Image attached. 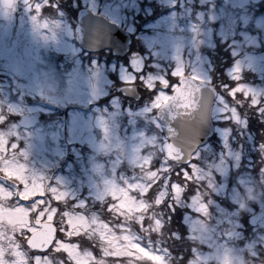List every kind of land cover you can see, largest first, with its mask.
<instances>
[{"label":"rangeland","instance_id":"374dc122","mask_svg":"<svg viewBox=\"0 0 264 264\" xmlns=\"http://www.w3.org/2000/svg\"><path fill=\"white\" fill-rule=\"evenodd\" d=\"M78 1L128 29L135 45L143 46L152 57L154 69L138 76L128 69L124 59L98 52L87 56L88 51L76 42L67 17L43 13L42 8L48 0H34L31 7L27 4L19 14L18 7L0 10V122L9 121L10 116L13 118L12 123L4 122L5 127L0 129V148L7 141L11 152V144H17L16 159L27 166L29 175H42L53 185L68 191L67 199L73 206L88 199L109 205L111 199H98L104 182L123 183L122 178L143 180L148 169L140 165L145 159L157 161L154 169L167 167L172 170L173 165L166 162L161 152L164 138L156 118L158 107L154 104L161 91L168 98L171 95L173 83L166 73L170 63H173L171 75L174 69L177 76L183 74L187 63L195 75L208 78V50L218 47L223 51L225 47L219 44H227L238 57L229 70L237 78L231 88L240 85V95L236 96L246 99L242 93H249L247 100L250 103L251 94L259 99L264 96V13L257 14L261 0H200L203 7L197 8L191 5L194 0H185V6H189H184L183 11L170 9L165 16L146 23L139 31L133 24L134 14L128 12L136 7L137 0ZM173 2L163 1L169 5ZM37 4L40 5L39 12L36 11ZM76 5V0H72L68 10L73 17L71 9ZM160 60L165 63H159ZM247 70L256 73L260 82L256 83L254 78L239 80ZM160 78L171 84L169 89L162 87ZM159 80L161 86L154 98L142 104H124L120 95L112 94L118 83L140 81L149 87ZM104 96L110 98L106 103L98 104L96 101ZM167 99H161L159 106ZM238 102L239 99L232 102L222 94L215 100L212 109V115L217 119L215 136L195 152V159L187 168L192 181L196 182L193 192L188 190L189 183L183 179L184 175L182 180L165 178L162 206L165 211L169 207L170 215L163 217L164 221L157 215L162 229L152 230L156 217L151 211L143 227L135 220L121 218L118 223L103 220L113 227L127 224L145 247L164 257L163 264H174L170 260L175 253L174 246L170 244L169 248L163 244L170 234L169 228L167 234L165 224L172 226L171 210L175 205L185 204L181 225L174 226L171 231L174 235L178 234V229L184 230L179 231L178 237L182 233L183 242H188L192 251L185 264H264V218L251 225L248 232L240 229L242 212L252 214L259 210L252 202L258 201L259 206H264L256 177H253V157L245 155L244 159V151L252 144L253 148L264 152L261 147L264 144L259 141L256 146L253 140L248 144L247 139L243 141V137L249 135L247 118L256 110L252 103L251 106L246 104L242 106L245 108L242 113ZM57 109L64 113L54 118ZM262 109V106L257 108ZM24 112L40 115V123L33 128L21 129L16 121ZM237 169V181L230 186L228 177ZM243 169L247 175H243ZM170 171L161 173L169 174ZM0 183L12 187L15 181L11 183L0 174ZM173 183L182 186L180 194L173 193ZM261 185L264 186V178ZM217 197H228L240 205L227 211L221 206L222 198ZM145 199L152 202L147 196ZM204 204L207 210L202 212L200 208ZM53 206L61 213L58 203L54 202ZM59 212L56 218L62 217ZM160 213L158 208L157 214ZM85 215L91 218L95 214L90 211ZM227 229H237L232 239L225 237ZM172 238L171 243L178 241ZM18 242L29 259L39 254H29L22 239L18 238ZM179 253H183L182 250ZM40 255L51 256L52 260L59 257V253L51 250ZM112 263L116 264L109 260L108 264Z\"/></svg>","mask_w":264,"mask_h":264},{"label":"snow or ice","instance_id":"6c2138e0","mask_svg":"<svg viewBox=\"0 0 264 264\" xmlns=\"http://www.w3.org/2000/svg\"><path fill=\"white\" fill-rule=\"evenodd\" d=\"M2 2L11 3V0H2ZM36 11H40L39 4L36 5ZM176 72L177 70L174 69L173 75ZM160 79L163 81L161 85L167 88L168 81ZM148 86L154 88L156 84ZM172 87L174 89L178 86L173 85ZM240 91V85H237L230 89L229 95L235 98ZM242 95L246 99L250 96L246 92ZM167 98L166 93L161 91L157 95V100L154 101L155 106L159 107V101ZM259 102V98L251 94L252 105L256 106ZM261 111L264 112V109ZM261 147L264 148V145ZM17 148V144H11L10 152L7 141L0 148V174L11 183L15 181L12 187L0 183V264H53L52 257L48 255L37 254L29 259L23 251V246L18 242V238L23 240L28 249L36 253H48L49 250L53 253H63L70 264H108L109 260L115 261L116 264H125V262L126 264L162 262L163 264L164 257L145 247L139 237L133 235L131 228L125 223L113 227L112 224L96 215L89 218L83 212L64 211L62 214L64 226L57 229L55 218L59 209L53 206V202L65 201L69 192L53 185L42 175H29L27 166L16 159ZM161 152L164 157H167L166 152ZM20 153L25 155L24 152ZM132 162L135 164L136 160L134 159ZM166 162L170 161L166 160ZM152 163L153 159H145L140 165L148 169L143 180L129 181L122 178L123 183H117L115 180L104 182L98 199H111L112 203L108 205L110 213H114L116 217L123 218L125 221L135 220L143 227L144 220L152 207V203L145 197L158 182L161 171L171 170L167 167L154 169ZM192 167L196 168L195 165ZM183 175L186 180L193 178L187 168L183 169ZM171 188L174 194L181 193L182 186L179 183H173ZM46 197L47 199H45ZM164 198L165 192L161 191L154 201L155 205L160 206ZM85 206L86 202H80L74 207L84 208ZM205 210H207L206 204L200 208L202 212ZM34 213L35 221H33ZM74 219L81 221L76 227L73 226ZM153 223L155 225L153 231L162 229L163 225L160 219L155 218ZM94 229L99 230L94 231ZM57 231L62 233L65 238H58ZM86 234L98 237L100 257H97L91 250H82L79 243L72 242L74 238Z\"/></svg>","mask_w":264,"mask_h":264},{"label":"water","instance_id":"95a60500","mask_svg":"<svg viewBox=\"0 0 264 264\" xmlns=\"http://www.w3.org/2000/svg\"><path fill=\"white\" fill-rule=\"evenodd\" d=\"M11 3H3L2 7H11ZM75 27L76 40L85 48L100 50L112 49L113 53L123 56L130 50L131 38L129 33L101 15L82 8L78 12ZM131 69L140 73L146 65V59L140 51H133L129 56ZM178 87L174 89L171 98L163 102L157 110V118L162 123V129L167 140L162 149L170 160L186 164L191 161L197 148L205 144L213 134L214 124L211 111L217 95L216 88L206 80L194 76L179 77ZM124 96L139 100L141 93L136 84H122L118 87ZM34 113H24L18 120L22 127H34L38 122ZM264 217V211L251 214L248 222L256 225ZM237 229H228L225 236L232 239Z\"/></svg>","mask_w":264,"mask_h":264},{"label":"trees","instance_id":"16d2710c","mask_svg":"<svg viewBox=\"0 0 264 264\" xmlns=\"http://www.w3.org/2000/svg\"><path fill=\"white\" fill-rule=\"evenodd\" d=\"M264 13V0H261L259 3V9L257 11V14H263ZM129 16V15H128ZM130 17V16H129ZM141 17V16H140ZM241 28V27H240ZM240 36V35H239ZM234 38H236L234 36ZM228 42V40H225ZM135 44V43H134ZM137 49H140L142 52H146L145 48L143 46H139V45H134ZM219 46H224L225 49L223 51H220V48L216 47V48H212L208 50V54H207V64L209 67V72H210V78L212 80V82L215 84V86L218 88V91L220 94L230 98V100L233 102L234 100L236 101L237 99H239L240 102H238L239 107L241 108V110L243 111L242 113H244L245 108L242 109V106H245L246 104L248 106H251V103L248 102L247 99H244L243 97H239L236 96L235 98L231 97L229 95V88H231L233 85H235L236 83V79L234 76L233 72H229L231 66L233 63H235L237 61V55L234 54V52L232 51V49L230 48V46H227V44H219ZM147 53V52H146ZM149 63H148V67L146 70H149L150 68L154 69L153 66L151 65V61H152V57L149 56ZM235 61V62H234ZM159 63H165V61H159ZM173 63H170L166 73L169 76V81L170 83H175L177 81V75H171V71H172V66ZM157 72V68L155 69ZM193 69L191 68V65L189 64H185V68L183 70V73H190L193 74ZM250 78H254L256 80V83L260 82L259 78L257 77V74L247 70L245 71V73H243L241 78H238L241 81H244L246 79H250ZM159 81H157L158 83ZM229 87V88H228ZM141 91H142V98L139 101H134L125 97H122L124 104H135L138 105L139 103H145L146 101H150L152 98H154V94L157 92V86H155L153 89L147 87L145 84L143 85V87H141ZM117 94L116 90L114 89L112 94ZM238 95H240L239 93H237ZM110 97H102L100 99H98V104L102 105L103 103H106L107 100ZM259 104H257L256 106H253L255 108V112L253 114L250 115L249 118H247L248 122H247V129L249 130V135L248 138L243 137V141H246L247 139V144L252 142V140L254 141L253 144L254 145H258L257 143L260 141L261 143L264 144V112H262L261 110H257V108L261 109V106L264 109V96L260 97L259 99ZM95 103V102H94ZM259 111V112H258ZM57 113L56 116H54V118H58L59 115L62 113H64V111H62L61 109H57L56 111ZM9 114V113H8ZM7 114V115H8ZM59 114V115H58ZM11 116L9 118V121H3L5 123H12L11 121ZM13 119V118H12ZM51 120V119H50ZM3 124V123H2ZM244 122L242 124V126H244ZM5 127V126H4ZM4 127H0L4 128ZM258 150V151H257ZM246 156H252L253 157V162H254V167H253V177H256V185L260 188L259 190V194H262V197L264 199V186L261 185V180L264 178V171L262 170V166H264V152H262L259 149H256L255 147H252V144L249 145L248 147L245 148L244 151V159H246ZM170 161V160H168ZM157 162V161H156ZM155 162V163H156ZM153 163L152 167L155 168L156 164ZM170 164L173 165L172 170L170 171L169 174L167 173H160V178L158 180L157 183H155V185L153 186L152 190L148 193L147 198H149L152 202V207L150 208L149 211H151L153 213V215L157 218V215H160L162 220L164 221L165 218H167V215L169 217L170 215V210L168 207V210L165 211L163 208V203L160 206H157L158 208H160L161 213L157 214L158 212V208L156 209V205L154 203L155 199L157 198L156 195H158V193H160L161 191H163V185H164V180L165 178H172V180H175V178H178L179 180H182V175H183V169L184 168H188L189 164L187 165H182V164H177L174 162H169ZM244 167V166H243ZM243 171V175H247ZM238 169L237 170H233L229 177H228V181L229 184L231 186L233 181H237V177L239 175H237ZM170 179H168V181H170ZM184 180H186L185 178H183ZM171 180V181H172ZM255 180V179H254ZM188 181L189 185L187 184V186H189L190 192H193L194 187H196L195 185V181L191 180H186V182ZM212 196L213 193H210ZM47 198V197H46ZM218 199H221V206L223 205V207L225 208V210L227 211H232L235 210L239 207L240 204H238L237 202L231 201V199H229L227 197L223 198V197H217ZM253 205L256 208H263L264 206H259L260 204L258 203V201L256 202H252ZM60 205L61 208V213L59 212V216L60 214L62 215L64 211H72V212H83L84 214L89 213L90 211H92L96 216H98L101 219H107L110 222H116L118 223L119 221H121L120 217H116L114 213H110L108 211V203H100V202H94L92 201V199H88V201L86 202V206L84 208H77L74 207L72 205V201L70 199H67L65 201H61L58 203ZM184 205H175V207L171 210V222H172V226H169L168 223L165 224V228H166V232L167 234H170L168 236V238H164L165 241H163V244L167 245L170 248V244L172 246H174V254L170 257V260L174 263V264H185V262L187 261V257L188 256H192V251L189 249L190 245L188 244V242H183L184 240V236L181 233V236L178 237L179 235V231L184 232V230H180L178 229V234H171L172 230L175 229L174 226H176L177 228L179 227V225H181V217H183V213H184ZM248 213H244L242 212V223L243 226L240 228L241 230L248 232L251 230L252 227H250L248 225V223L246 222V217H247ZM153 216V217H154ZM163 217H165L163 219ZM33 218H35V213L33 214ZM58 218V217H57ZM57 218L55 220H57ZM169 228V231H168ZM59 229V228H58ZM154 233V232H153ZM170 237H173L171 240L174 239H178L177 242H170ZM58 238H63V234L60 233L58 231ZM23 241V240H22ZM74 243H79L81 248H87L91 251H93L97 257H100L101 253L99 251L100 248V243H99V239L94 237V236H89V235H81L80 237H76L73 239ZM182 243V244H181ZM186 246V248H185ZM180 250H182L183 253H179ZM50 252V250H49ZM35 252L33 251H29V254H34ZM47 254V253H44ZM55 262V264H70V262L68 261L67 257L63 254V253H59V257L58 260H53ZM111 261V260H110ZM113 264V263H112Z\"/></svg>","mask_w":264,"mask_h":264},{"label":"flooded vegetation","instance_id":"af4514ba","mask_svg":"<svg viewBox=\"0 0 264 264\" xmlns=\"http://www.w3.org/2000/svg\"><path fill=\"white\" fill-rule=\"evenodd\" d=\"M19 2V0H17ZM34 0H22V2L18 3V6H14V8L12 9H8L5 8L1 9V11H10V10H15L17 7L20 8L21 10H24V7L30 3V7L32 6ZM49 3H45V6H50L52 8H55L56 13H58L59 15H62L63 17H67L68 20L67 22L70 23L71 27L74 24L75 21V17H72L71 15L68 17V10L70 9V5H71V0H48ZM164 0H137V4L136 7L134 8H130L128 10V12H131L132 14H136V15H144L145 16V24L152 22L153 20H157L158 18L165 16L170 9L173 10H177V11H183L185 7H188L189 4H186L185 6V0H173V4L169 5V4H164L163 3ZM199 1V2H197ZM59 3V7L56 8L57 4ZM191 5H193L194 7H203L202 3H200V0H194ZM185 6V7H184ZM127 11V10H126ZM45 15L50 14L49 12L44 13ZM51 15V14H50ZM212 120L215 124V128H214V133L212 135V137L208 140L207 143H209L215 136V132H216V125H217V119H215L212 115ZM206 143V144H207ZM204 144V146L206 145ZM203 146V147H204Z\"/></svg>","mask_w":264,"mask_h":264},{"label":"clouds","instance_id":"9594fccd","mask_svg":"<svg viewBox=\"0 0 264 264\" xmlns=\"http://www.w3.org/2000/svg\"><path fill=\"white\" fill-rule=\"evenodd\" d=\"M81 223L80 220H77V219H74L73 221V226L76 227L77 224ZM56 224H57V227L60 229L64 226V223H63V217H58L57 220H56ZM99 229H94V231H98ZM109 239L111 240L112 237L110 236ZM73 252L75 254V250L73 249Z\"/></svg>","mask_w":264,"mask_h":264}]
</instances>
